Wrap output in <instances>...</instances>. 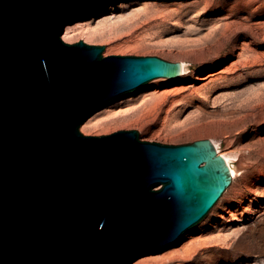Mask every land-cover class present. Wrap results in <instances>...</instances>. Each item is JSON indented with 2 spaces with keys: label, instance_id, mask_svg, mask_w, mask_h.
<instances>
[{
  "label": "water",
  "instance_id": "water-1",
  "mask_svg": "<svg viewBox=\"0 0 264 264\" xmlns=\"http://www.w3.org/2000/svg\"><path fill=\"white\" fill-rule=\"evenodd\" d=\"M120 1L0 0V264H133L177 245L232 184L210 139L81 133L106 105L184 72L63 40Z\"/></svg>",
  "mask_w": 264,
  "mask_h": 264
},
{
  "label": "rangeland",
  "instance_id": "rangeland-1",
  "mask_svg": "<svg viewBox=\"0 0 264 264\" xmlns=\"http://www.w3.org/2000/svg\"><path fill=\"white\" fill-rule=\"evenodd\" d=\"M74 25L64 41L107 45L104 57L188 65L179 78L106 105L83 135L136 130L142 141L170 145L210 139L238 172L177 245L133 264H264V0H123Z\"/></svg>",
  "mask_w": 264,
  "mask_h": 264
},
{
  "label": "bare ground",
  "instance_id": "bare-ground-1",
  "mask_svg": "<svg viewBox=\"0 0 264 264\" xmlns=\"http://www.w3.org/2000/svg\"><path fill=\"white\" fill-rule=\"evenodd\" d=\"M73 26H75V25L68 26L66 28L63 40L67 41L70 37H72L73 35L76 34L77 31L75 30V27H73ZM88 35L91 36V37H94V38H105L106 37L103 34H101L102 36H99V33H96V32H89ZM181 63H182L183 68H184L183 75H185V74L188 73V65H187L186 62H181ZM213 143L215 144L218 153L225 158L226 162L228 163V165L230 167V170H231L233 178L236 179L238 172H237V168H236V166L234 164V161L230 157H228V156H226V155L221 153L220 147L216 144V142L213 141Z\"/></svg>",
  "mask_w": 264,
  "mask_h": 264
}]
</instances>
